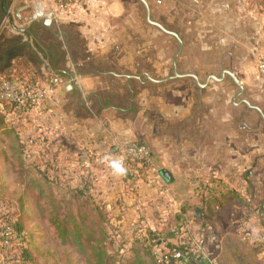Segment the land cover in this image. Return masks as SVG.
<instances>
[{
	"label": "rangeland",
	"instance_id": "374dc122",
	"mask_svg": "<svg viewBox=\"0 0 264 264\" xmlns=\"http://www.w3.org/2000/svg\"><path fill=\"white\" fill-rule=\"evenodd\" d=\"M122 1L124 13L126 10L129 12L126 19L130 27L126 28V33L131 39V46L138 50L140 56L139 70L150 74L149 77L141 76L137 92L113 91L110 99L113 97L114 103L119 104L122 100L127 101L131 94L135 105L132 107L131 117L134 118L135 129L138 132L136 138L147 143L156 156L158 154L162 158L164 154L169 155L172 168H179L180 175L186 174L185 170L189 164H184L182 160L183 155L188 154V149L185 145L181 147L177 140L181 134L178 129L180 109L185 110L184 107L190 102L191 106L197 109L199 116H203L204 119L202 128L196 130L197 136L205 134L210 137L214 133L207 124L210 122L211 110H214L213 117L227 116L228 111H233L231 109L233 97L240 91L239 85L229 74H225L221 81L214 79L213 76L221 77L223 70L234 71L244 87L239 98L260 105L264 110V93L260 91L255 72L258 56L264 51V22L262 29L256 28L257 25L253 23L255 15L257 20L260 16L264 17V0H250V6H254L255 2L262 6L259 7L258 12H253L250 16L251 27L243 29L244 33L249 32L250 39L244 37V41H240L236 46L232 43L227 44L222 52L216 51L215 47L211 46L210 38L207 36L209 29L206 30L203 25L204 23L208 25L210 22L208 14L211 11L210 1L197 5L196 0H147L151 19L160 23L166 30L177 33L183 42L182 50L175 62L174 57L180 49L178 38L148 22L146 7L142 1ZM242 2L248 3L249 0ZM239 11L241 13V10ZM243 16L247 21V15L243 14ZM239 31L242 34V29ZM242 38L240 36V40ZM123 50L125 51V47ZM175 68L178 74L200 72L201 75L198 76L200 84L193 76H175ZM207 80H209L207 86L203 85ZM258 93H260L259 98L256 95ZM211 100L213 103L210 102ZM234 114L240 117L237 109ZM106 115L108 116V112L102 115V121ZM19 116L6 121L15 128L13 137L16 138L18 135L22 140L20 143L25 148L23 157L18 156V151L13 153L10 151L6 136L1 137L0 141V198L5 200L0 201V216L2 208L5 209L4 211L8 210L9 221L16 223L21 232L18 238L19 249L27 250L32 260L31 264H96L97 256L93 252L96 246L103 249V261L109 264H134L131 261L137 253L144 264H158L157 256L162 249L164 251L170 249L169 243L174 245L179 243L178 239L177 242L168 239L172 242L151 248L147 242L149 237L147 231H136L140 229V220L143 217L144 226L147 225L146 227L151 230L145 216H138L136 221L123 227L125 220L122 205L120 209L118 207L116 209L112 203L101 198L102 192L93 186L85 190L86 193L80 194L81 178L77 180L78 182H73V178L68 181L67 177L60 178L59 174L52 171L48 162L41 165L33 149L28 150L31 143L25 142V132L23 133L24 130L21 129L17 119ZM246 118L252 126L261 125L264 129L262 117L260 120L252 119L246 114ZM238 121L236 120L235 129L247 131L248 129ZM4 122L5 120L0 118V126H3ZM215 127L212 129L218 131L219 142L224 143V139L221 138L222 133H229L233 126L228 129L226 124H218ZM190 130L188 134L190 136L193 134L191 149L194 152L195 129ZM80 150L81 148L78 151ZM79 169L84 170L80 166ZM93 173L97 176L96 172ZM40 177L46 183L42 192L38 185L33 183ZM56 177L59 182L52 184V180L56 181ZM196 177L190 176L188 179L195 180L191 192L201 196V199L193 203L186 200L187 204L181 205V211L189 213L190 216L181 219L182 214L175 215L165 229H158L157 225L152 231L166 236L173 233V227L185 224L184 229H188L187 234L192 242L190 244L192 249H198L192 241L195 237L201 233H205L207 237L203 251L198 249L196 255L212 259L214 262L217 257L221 264H264L263 250L257 251L255 248L256 244L257 246L258 243L260 244L259 232L249 229L257 225L258 218L249 220L244 210L249 200L242 194H246L248 188L239 191L229 188L228 184L221 182V178H214L213 174L208 172L204 173L201 180H196ZM259 178V184L262 185L259 194L264 195V174L261 173ZM218 179L221 184L216 186ZM126 191L127 189H124L119 193L125 195ZM216 191L220 196L215 195ZM229 191H236L234 194H238L225 201L223 195ZM261 200L257 196L252 203L256 216L259 213V204L263 201ZM196 204L202 208L201 217H197ZM88 205L90 208L87 207ZM96 205L105 209V218L101 212L97 214ZM149 208L153 216L157 217L152 207ZM85 210L90 211L83 216L82 211ZM60 227H63L66 235L60 234ZM167 229L169 230L166 231ZM79 234L82 236L79 237ZM174 264L186 263L180 261Z\"/></svg>",
	"mask_w": 264,
	"mask_h": 264
},
{
	"label": "crops",
	"instance_id": "0c3cea01",
	"mask_svg": "<svg viewBox=\"0 0 264 264\" xmlns=\"http://www.w3.org/2000/svg\"><path fill=\"white\" fill-rule=\"evenodd\" d=\"M209 1L210 22L203 25L206 30L209 29L207 36L216 51L222 52L230 43L236 46L244 37L250 39L249 32L244 33L243 29L251 27L250 16L262 6L257 2L250 6V0L248 3L242 2L244 0H197L196 4ZM1 3L2 0L0 8ZM5 6L13 18H7L3 12L0 46L17 42L27 44L29 50L14 58L6 69H2L0 64V76L25 77L30 76L29 72L33 70L37 76L58 75L61 79V83L50 92L44 103L17 117L25 132V142L31 143L28 150L33 149L41 165L48 162L50 169L59 174L60 178L67 177L68 181L73 178V182L79 178L81 181L91 178L93 188L102 192L101 198L112 203L116 209L122 205L125 220L123 227L136 221L138 216H145L151 230H155L153 227L157 225L158 229H165L173 216L182 214L181 219L190 216L181 211V205H186V200L196 202L201 196L192 194L195 180L188 177L197 176L195 179L201 180L207 172L213 174L214 178H221V182L228 184L229 188L239 191L252 187L256 195L264 200V195L259 194L262 190L259 175L264 174V129L261 125L252 126L246 118L247 114L252 119H264L254 106L259 107L263 114L264 110L260 105L239 98L240 94L233 97V111H228L227 116L213 117L214 110H211L210 122L207 124L211 132H214V137L205 134L197 136L196 130L202 128L204 119L190 102L184 107L185 110L180 109L178 129L181 134L177 140L181 147L185 145L188 149V154L183 155L182 160L184 164H189L186 174L180 175L179 168H172L169 155L164 154L160 158L152 149L154 165L160 174L161 170H168L172 181H166L161 175L162 186L157 187L145 181L144 176L148 171L144 173V169L134 167L136 173L132 174L133 166L126 160L121 144L138 135L134 118L131 117L135 105L131 94L127 101L122 100L119 104L114 103L110 96L113 91L137 92L141 76L149 77L150 73L139 70L140 56L138 50L131 46V39L126 33V28L130 27L126 19L129 12L126 10L124 13L122 0H78L71 10L57 18H48L47 15L55 9L53 0H5ZM238 9L244 12L241 14ZM15 12H18L19 18L14 16ZM243 14L247 15V21ZM256 17L253 23L260 29L264 17H258L259 20ZM239 29H242V34ZM240 36L243 37L241 40ZM174 72L178 77L193 76L200 84L198 76L201 73L198 71L178 74L175 68ZM255 72L260 91L264 93ZM224 76L221 74L218 79L223 80ZM256 95L260 97V93ZM210 102L213 103L212 100ZM235 109L240 117L235 116ZM107 112L108 116L102 121V115ZM4 114L7 121L16 119L15 115L7 112ZM236 120L248 130H236ZM218 124H226L228 129L233 126L229 133H222L224 143L219 142L218 131L212 129ZM190 129H195L194 152L191 149L193 134H188ZM0 136L5 137V134L0 132ZM79 148H87L92 152L91 169H79ZM114 163L121 164L123 171H117ZM219 179L216 186L221 184ZM124 189H127V193L120 194L119 191ZM149 207H152L157 217L153 216ZM197 207L200 206L196 204V210ZM260 215L249 216L252 221L258 218L257 225L249 229L259 232L264 253V224L261 222L264 211ZM170 239L176 241L177 238L173 236Z\"/></svg>",
	"mask_w": 264,
	"mask_h": 264
},
{
	"label": "built area",
	"instance_id": "2783aa9c",
	"mask_svg": "<svg viewBox=\"0 0 264 264\" xmlns=\"http://www.w3.org/2000/svg\"><path fill=\"white\" fill-rule=\"evenodd\" d=\"M55 9L49 11L48 18H57L63 13L71 10L78 0H53ZM256 71L258 79L264 88V51L258 56ZM61 83L58 75L47 76H25V77H10L8 75L0 76V110L4 113H10L15 116L24 115L32 108H37L44 101H46L50 92ZM9 111H8V110ZM121 150L129 162L134 165L132 167V174H135L136 169H144L148 171L144 176L148 184L157 187L162 186L161 174L158 168L154 165L153 154L149 145L137 138H131L121 144ZM92 152L87 148H81L78 155V163L83 169H91ZM0 216V264H29L24 263L22 259V249L20 250L18 244L19 235L14 229L13 224L9 221L8 211H4ZM185 224L173 227L172 232L177 239L190 240L187 230L184 229ZM162 240L160 244H166L167 240ZM205 233L199 234L192 241L197 245L199 250L204 249L206 242ZM192 242L189 241V244ZM192 249V247H191ZM197 250L192 249L196 254ZM158 261L162 264H173L185 261L187 264V255L178 249H162L158 254ZM202 259H207L209 264H216L212 259L197 255Z\"/></svg>",
	"mask_w": 264,
	"mask_h": 264
},
{
	"label": "trees",
	"instance_id": "16d2710c",
	"mask_svg": "<svg viewBox=\"0 0 264 264\" xmlns=\"http://www.w3.org/2000/svg\"><path fill=\"white\" fill-rule=\"evenodd\" d=\"M2 20H3V11L0 8V24H1ZM28 50H29L28 45L24 44V43L23 44H20V43L17 44V42H15V44H13V45L12 44H8V46H0V64L2 66V69L8 68L14 58H16L17 56L22 55L24 51H28ZM29 75L30 76H37V75H35V72L33 70H31L29 72ZM0 118L5 120L3 126H0V132L2 134L4 133L5 136L7 137L8 141H9L8 148L10 149V151L12 153L15 152V151H18V156L22 155V157H23V154H25V148H24V145L23 144L21 145V143H20V142H22V140H21L20 137H18L17 133H15V135H17V137L16 138L13 137L15 128L12 126V124H10L9 122L6 121V115L4 114V112L2 110H0ZM0 141H1V136H0ZM92 160H93V154L91 156V161ZM58 182H59V180L56 178V181L52 180L51 183L53 184V183H58ZM33 183L38 185V188H39L40 192H42L41 190L43 188H45V186H46L45 181L43 179H41V177H40V179L34 180ZM80 184H81L80 194H83L85 192V190L90 189L93 186V182H92L91 178L90 179H88V178L84 179L83 181H81ZM248 190L249 191L246 192V194H242V195L245 196L249 200V203L246 204L244 210H246L245 214L247 216H250L251 214H254V212H255L253 207H252V205H253L252 203L254 202V200H256L258 195H256L254 188H252V187L249 188L248 187ZM235 192L236 191H233V192L229 191V192L226 193V195H223L225 201L230 200L233 195H237L238 194V193L234 194ZM219 194L220 193H218L216 191L215 195L216 196H220ZM244 198H243V200H244ZM260 199H262V198H260ZM0 201L3 202L5 200L3 198H0ZM259 206L260 207H259L258 216H261L260 215L261 211H264V200L262 202H260ZM87 207L90 208L89 205ZM89 211L90 210L82 211L83 216H85L84 214L89 212ZM95 211L97 212L98 215L101 212L103 214V217L104 216L106 217L105 209L103 207H100L99 205H96L95 206ZM261 222L264 224V218L263 219L261 218ZM11 223L13 224L15 231L17 232V234L20 237L21 236V232L17 228L16 223L15 224H14V222H11ZM140 223H141L140 229H137L136 231H139V232H143L145 230L147 231V233L149 235V237L147 239V242L150 244L151 248L155 247V245L160 243V241L162 240L161 238L165 237V239L169 243V242H172V241H168V239H170L173 236L175 237L174 233L164 236L163 233H158L156 231L150 230L149 228L144 226V221L142 219L140 220ZM60 234L66 235V231L63 229V227H60ZM78 236L81 237L82 235L79 234ZM178 240H179L178 244L174 245L172 243H169V247H170V249H178V250H181L183 253H185L187 255V264H209L207 259H205V258L202 259V258L197 257V255L192 251L191 246L189 244L190 240H188L187 238L178 239ZM176 242H177V240H176ZM18 244H19V242H18ZM255 248H256L257 251H261L262 248H263L262 247V243L261 242H260V244L258 243V246L256 244ZM93 252L97 256V258H96V262L97 263L96 264H109L108 262L103 261V252L104 251H103V249L101 247H98V246L94 247L93 248ZM22 259H23L24 263H29V264L32 263L31 262L32 261L31 257L28 254L27 250H25V249L22 250ZM132 260L133 261H131V262H133L134 264H144L145 263L141 259V257L138 255V253H137L136 257H134V259H132ZM215 261H216V264H221L217 257H216ZM158 264H162V263H158Z\"/></svg>",
	"mask_w": 264,
	"mask_h": 264
},
{
	"label": "water",
	"instance_id": "95a60500",
	"mask_svg": "<svg viewBox=\"0 0 264 264\" xmlns=\"http://www.w3.org/2000/svg\"><path fill=\"white\" fill-rule=\"evenodd\" d=\"M140 1H142V3H143V4L145 5V7H146V18H147L148 22L151 23V24H153V25H156V26L160 27V28H161L163 31H165L166 33L173 34V35L176 36V37L178 38V40L180 41V49H179L178 53L175 55V58H176V57L178 56V54L180 53V51L182 50V47H183V42H182L181 38L179 37V35H178L177 33L172 32V31H169V30H166V29H165L160 23H158V22L152 20V19H151V10H150V6H149L148 1H147V0H140ZM196 1H197V0H196ZM1 9L3 10V12H4V14H5V16H6L7 18H11V19L13 18V17H11L12 15H11L10 11H9V10L6 8V6H5V0H2V3H1ZM19 11H20V9L18 10V12H19ZM18 12H17V13H16V12L14 13V16H15L16 18H19V14H18ZM175 58H174V62H175ZM225 73H228V74L234 79V81L239 85V87H240V92H239L238 94H241L242 91H243V89H244V87H243L241 81L236 77L235 73H234V72H231V71H229V70H224V71L222 72V75L224 76ZM214 78H215V79H218L217 77H214ZM218 80H221V79H218ZM208 81H209V80L206 81L205 85L208 84ZM246 102H247V101H246ZM247 103H248V102H247ZM248 104H249V103H248ZM254 108H256L257 110H259L260 113H261V115L264 117V114L262 113V111L260 110L259 107L254 106ZM161 175H162V177H163L166 181H168V182H171V181H172V176H171V174H170V172H169L168 170H166V169L161 170ZM202 214H203V212H202V208H201V207H197V217H201Z\"/></svg>",
	"mask_w": 264,
	"mask_h": 264
},
{
	"label": "clouds",
	"instance_id": "9594fccd",
	"mask_svg": "<svg viewBox=\"0 0 264 264\" xmlns=\"http://www.w3.org/2000/svg\"><path fill=\"white\" fill-rule=\"evenodd\" d=\"M114 167L116 168L117 171H123L122 165L119 163H114Z\"/></svg>",
	"mask_w": 264,
	"mask_h": 264
}]
</instances>
